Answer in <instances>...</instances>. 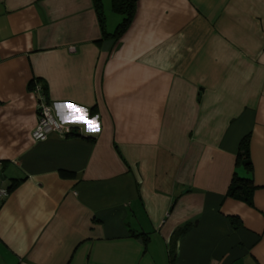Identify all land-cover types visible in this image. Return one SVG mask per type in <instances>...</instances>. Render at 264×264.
Listing matches in <instances>:
<instances>
[{"label": "crops", "instance_id": "0c3cea01", "mask_svg": "<svg viewBox=\"0 0 264 264\" xmlns=\"http://www.w3.org/2000/svg\"><path fill=\"white\" fill-rule=\"evenodd\" d=\"M100 1L104 27L94 0H0V264H264V0H137L119 38ZM33 80L81 132L33 140Z\"/></svg>", "mask_w": 264, "mask_h": 264}, {"label": "trees", "instance_id": "16d2710c", "mask_svg": "<svg viewBox=\"0 0 264 264\" xmlns=\"http://www.w3.org/2000/svg\"><path fill=\"white\" fill-rule=\"evenodd\" d=\"M136 2L137 0H113L112 2L113 10L121 14L123 16V19L117 25L114 32L107 35H111L113 37L119 38L121 35H123L126 32V30L129 28L134 18ZM94 4L97 13L99 15L101 26L104 27L102 2L100 0H94ZM32 84L33 81L31 82V88H32ZM236 165L244 167L245 169H247L248 172H251L252 170V163L250 157V135L244 136L239 143V149L236 156ZM16 184H17L16 182L12 183L9 190H11ZM255 189L256 186L253 184L252 177L249 176L241 177L237 175V173H235L232 178L231 185L228 189V195L237 199H242L250 202L251 195ZM188 227L189 225L175 231L173 235L174 238L176 239L179 236H181L188 229Z\"/></svg>", "mask_w": 264, "mask_h": 264}, {"label": "built area", "instance_id": "2783aa9c", "mask_svg": "<svg viewBox=\"0 0 264 264\" xmlns=\"http://www.w3.org/2000/svg\"><path fill=\"white\" fill-rule=\"evenodd\" d=\"M32 90L37 95V121L31 131L33 140L39 142L47 138L51 132H56L61 138H67L81 129L58 121L49 106L47 95L41 82L33 80ZM7 190L0 188V197L6 196Z\"/></svg>", "mask_w": 264, "mask_h": 264}, {"label": "snow or ice", "instance_id": "6c2138e0", "mask_svg": "<svg viewBox=\"0 0 264 264\" xmlns=\"http://www.w3.org/2000/svg\"><path fill=\"white\" fill-rule=\"evenodd\" d=\"M62 108H68L76 115V119L73 122L83 123L88 125L90 129H95L97 127L96 122L94 120H90L87 115H85V110L73 103H66L61 105Z\"/></svg>", "mask_w": 264, "mask_h": 264}, {"label": "clouds", "instance_id": "9594fccd", "mask_svg": "<svg viewBox=\"0 0 264 264\" xmlns=\"http://www.w3.org/2000/svg\"><path fill=\"white\" fill-rule=\"evenodd\" d=\"M61 105H57V107L61 108V109H67V113L63 115L62 119L65 122H73L76 119V115L75 113H73L71 110H69L68 108H62L60 107ZM85 115H87L86 111H85ZM88 116V115H87Z\"/></svg>", "mask_w": 264, "mask_h": 264}, {"label": "rangeland", "instance_id": "374dc122", "mask_svg": "<svg viewBox=\"0 0 264 264\" xmlns=\"http://www.w3.org/2000/svg\"><path fill=\"white\" fill-rule=\"evenodd\" d=\"M111 12H112L111 14H113V15H115V16H119L118 14L114 13L113 11H111ZM105 14H107V11H106Z\"/></svg>", "mask_w": 264, "mask_h": 264}]
</instances>
